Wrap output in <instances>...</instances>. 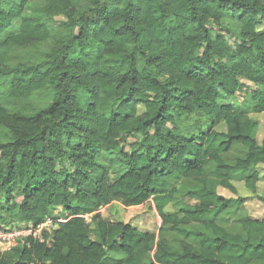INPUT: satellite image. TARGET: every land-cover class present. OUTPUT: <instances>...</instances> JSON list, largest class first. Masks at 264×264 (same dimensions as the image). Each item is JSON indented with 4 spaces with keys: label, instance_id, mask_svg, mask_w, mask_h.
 <instances>
[{
    "label": "trees",
    "instance_id": "16d2710c",
    "mask_svg": "<svg viewBox=\"0 0 264 264\" xmlns=\"http://www.w3.org/2000/svg\"><path fill=\"white\" fill-rule=\"evenodd\" d=\"M241 77L246 109L220 100ZM261 112L264 0H0V225L57 223L0 264H264V213L236 232L206 220L236 172L264 204ZM235 143L247 155L230 163ZM115 203H150L159 231L106 219Z\"/></svg>",
    "mask_w": 264,
    "mask_h": 264
},
{
    "label": "rangeland",
    "instance_id": "374dc122",
    "mask_svg": "<svg viewBox=\"0 0 264 264\" xmlns=\"http://www.w3.org/2000/svg\"><path fill=\"white\" fill-rule=\"evenodd\" d=\"M60 21L61 18L58 17ZM15 31L14 27H10L2 37L12 33ZM243 88L242 90L237 93L234 97L226 99L221 98V102H233L237 108L240 109H246L248 107V99L250 96V92L255 89L254 83L245 78L241 77ZM252 115L258 120L259 122V137L262 139L264 136V112L261 113H252ZM219 129L226 130V126L224 124L219 126ZM247 155V148L243 146L242 144L235 143L232 148L228 151L223 153V157L227 162L234 163L238 157H244ZM213 164V163H211ZM209 165V167H212L213 165ZM114 174L118 176L125 170V166L121 163H117L114 168ZM233 182L237 187V193L232 192L231 190L225 188V187H219V192L221 194H224L226 197L230 198V204L227 209L224 211H218V213L215 215V213H212L211 216L207 217L206 220L211 219L214 217L215 219H218L220 223H222L224 226H226L228 229L236 232L241 229V221L243 218H245L248 214L250 216L254 217H262L264 213V204L262 201H260L256 194H254L249 188H247L245 184V173L236 172L233 175ZM259 185V191L261 193H264V168L261 169V179L258 183ZM240 196H245V201L243 203L237 202ZM237 200V201H236ZM185 202V199L181 198L180 196H177L175 200V206L178 208ZM112 206H117V215L113 214L111 208ZM102 214L106 219H114V217L119 216L124 218L126 221L132 222L133 224L137 225L142 230H151V231H159V227L162 223V218L157 212L156 208L153 206V208L150 206V203H144L139 205H133L125 207L121 204L116 203L114 205L110 206H104L102 209ZM65 210L62 209V207H58L54 209L55 217H61V214L63 216L65 215ZM62 216V217H63ZM88 219H91L90 215ZM24 224V223H23ZM190 228L194 229H208L210 230L206 225L205 222H195L189 225ZM166 234L173 238L174 233L172 231H167ZM154 250H152L147 257L144 260V264H151V261L153 259ZM124 256L123 252H111L106 260L107 263L116 260L118 258H121Z\"/></svg>",
    "mask_w": 264,
    "mask_h": 264
},
{
    "label": "built area",
    "instance_id": "2783aa9c",
    "mask_svg": "<svg viewBox=\"0 0 264 264\" xmlns=\"http://www.w3.org/2000/svg\"><path fill=\"white\" fill-rule=\"evenodd\" d=\"M87 217L89 216L87 215ZM56 226L57 223L54 221L53 215L48 216L44 221L37 225L33 223H20L14 226L0 225V250L3 252L10 250L26 237L44 241L49 238L45 235V232L50 234Z\"/></svg>",
    "mask_w": 264,
    "mask_h": 264
}]
</instances>
